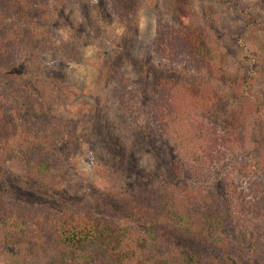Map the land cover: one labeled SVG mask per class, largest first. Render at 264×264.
I'll return each instance as SVG.
<instances>
[{
  "label": "trees",
  "instance_id": "obj_1",
  "mask_svg": "<svg viewBox=\"0 0 264 264\" xmlns=\"http://www.w3.org/2000/svg\"><path fill=\"white\" fill-rule=\"evenodd\" d=\"M36 5V0H0V74L9 76L28 43H46L48 35L36 28ZM132 6L133 0L115 3L117 9ZM90 17L83 18L95 36L98 27ZM100 21L109 19L100 16ZM175 39L189 46L195 72L176 69L179 76L161 82L152 65L143 73L130 39L119 38L112 48L118 61L109 72L115 79L113 95L121 106V124H111L118 134L100 126L92 133L101 136L95 147L105 150L112 165L117 161L113 167L126 180L148 172L142 163L146 155L153 158L148 180L154 177L164 185L168 180L166 186L175 189V178L171 181L175 173L191 181L188 188L201 197L188 199L173 192L172 198H166L172 204L167 217L182 230L178 237L170 234L168 240L162 238V230L145 233L127 220L117 222L100 214L105 204L92 213L74 208L53 212L45 204L18 214L11 210L12 236L28 249L23 264H264V115L243 128L235 114L234 122L221 124L225 117L217 118L213 108L225 95L212 84L215 66L197 57L202 51L198 30L182 32ZM123 54L127 63L121 59ZM168 69L176 71L166 68L157 74L164 75ZM224 82L240 83L238 79ZM41 97L46 99L27 90L0 96V170L8 162L21 163L33 182L42 185L58 176L59 170L64 174L59 151L65 135L71 124L84 121L60 116L51 120ZM172 154L180 162L178 168L169 161ZM215 165L219 172L203 183ZM133 181V187L139 185ZM219 184L225 188L223 200L213 197L212 189ZM152 195L163 201L160 192Z\"/></svg>",
  "mask_w": 264,
  "mask_h": 264
},
{
  "label": "rangeland",
  "instance_id": "obj_2",
  "mask_svg": "<svg viewBox=\"0 0 264 264\" xmlns=\"http://www.w3.org/2000/svg\"><path fill=\"white\" fill-rule=\"evenodd\" d=\"M36 1V28L48 39L40 47L39 43H28L9 76L0 74V96L4 98L6 93L17 90L42 94L46 99L40 100L48 118L76 117L84 123L70 125L59 151L64 174L59 170V177L51 182L34 183L24 166L15 161L0 170V264H23L28 252L26 245L17 243V236H12L11 210L18 214L47 205L53 212L74 208L92 213L97 205L105 204L100 211L104 216L117 218L113 219L117 222L127 220L145 233L162 230V238L168 240L170 234L177 238L181 228L168 219L172 204L166 198H172L173 192L188 199L201 197L199 191L192 193L188 188L191 181L175 173L171 180L175 178V189L166 186L164 175L166 185L154 177L155 181L148 180L153 158L146 155H142V163L148 172L126 180L113 167L117 161L112 165L105 150L95 147L101 137L92 133L96 126L118 134L111 124H121V106L113 95L115 79L109 72L118 61L112 48L119 38L128 37L143 73L152 65L155 76L164 82L179 76L183 69L189 74L195 72L189 46L175 38L182 32L198 30L202 51L197 57L215 66L216 80L212 84L222 97L225 95V100L216 103L214 113L217 118L225 117L221 123L225 125L235 121L232 115L241 117L237 125L243 128L256 116L264 115V0H133L130 9H117L116 0ZM88 1L91 4L87 5ZM106 12L110 17L105 16ZM88 14L98 27L95 36L90 35L91 27L85 24ZM100 16L109 21L101 22ZM121 59L128 62L125 54ZM166 68L180 71L168 69L164 75L157 74ZM204 76L198 78L200 82ZM228 79H238L240 83L232 86L224 82ZM174 157L172 154L169 161L178 168L180 162ZM214 168L204 176L203 183L212 181L210 177L219 172V165ZM133 179L138 186H132ZM155 191L160 192L163 201L155 199ZM187 192L192 195L189 197ZM212 193L223 200L225 188L219 184Z\"/></svg>",
  "mask_w": 264,
  "mask_h": 264
}]
</instances>
